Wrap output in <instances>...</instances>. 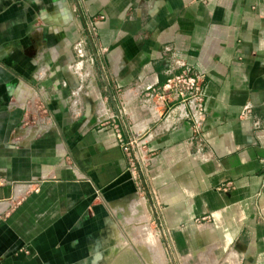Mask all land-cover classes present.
Returning a JSON list of instances; mask_svg holds the SVG:
<instances>
[{
    "label": "crops",
    "instance_id": "0c3cea01",
    "mask_svg": "<svg viewBox=\"0 0 264 264\" xmlns=\"http://www.w3.org/2000/svg\"><path fill=\"white\" fill-rule=\"evenodd\" d=\"M0 0V264H94L114 204L137 192L123 148L96 123L100 99L149 139L150 219L170 264H264V0ZM104 15L83 115L68 100L73 46ZM205 84L207 123L165 131L118 90L161 84L163 48ZM39 95V96H37ZM32 96L52 113L22 123ZM252 105L250 114H242ZM156 130V131H155ZM150 133V135H148Z\"/></svg>",
    "mask_w": 264,
    "mask_h": 264
},
{
    "label": "built area",
    "instance_id": "2783aa9c",
    "mask_svg": "<svg viewBox=\"0 0 264 264\" xmlns=\"http://www.w3.org/2000/svg\"><path fill=\"white\" fill-rule=\"evenodd\" d=\"M105 20L104 15L89 18L85 29L86 35L73 46L75 60L69 65V70L75 78L76 86L68 100V110L73 118L83 115V105L90 97L87 89L93 79L92 68L96 60L88 53L87 45L98 42L99 25ZM164 60L168 64L165 70L166 79L163 83L149 85L137 83L135 89L118 90L121 105L133 102L141 110H148L153 117L160 119L159 111L163 112L159 131H165L179 126L182 122H189L194 133L205 131L207 114L205 109V84L203 75L190 66L186 60L177 56L169 46L163 48ZM39 96V95H37ZM36 100L32 96L26 103L14 100V105L24 108L22 123L47 125L52 123V113L47 103L41 97ZM252 105L246 106L242 114H250ZM94 110L97 112L96 123L99 126L109 125L110 134L117 140L124 150L128 169L134 175L137 192L144 193V179L148 177L149 168L154 159V153L149 145V139L140 138V130L133 124H127L126 131L119 115L114 114L100 99ZM156 131V130H155ZM150 135V133L148 134Z\"/></svg>",
    "mask_w": 264,
    "mask_h": 264
},
{
    "label": "rangeland",
    "instance_id": "374dc122",
    "mask_svg": "<svg viewBox=\"0 0 264 264\" xmlns=\"http://www.w3.org/2000/svg\"><path fill=\"white\" fill-rule=\"evenodd\" d=\"M56 7L62 0H55ZM67 8L69 6L64 0ZM45 9L55 8L53 0H44ZM70 11V9H69ZM145 194L136 193L128 200L114 204L105 229L104 255L101 251L94 264H170L164 244L149 216Z\"/></svg>",
    "mask_w": 264,
    "mask_h": 264
}]
</instances>
